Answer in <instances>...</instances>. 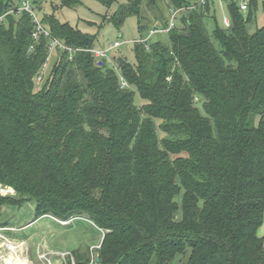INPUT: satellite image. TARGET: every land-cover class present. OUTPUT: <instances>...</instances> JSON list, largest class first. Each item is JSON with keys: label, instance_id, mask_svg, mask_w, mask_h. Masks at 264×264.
Listing matches in <instances>:
<instances>
[{"label": "trees", "instance_id": "1", "mask_svg": "<svg viewBox=\"0 0 264 264\" xmlns=\"http://www.w3.org/2000/svg\"><path fill=\"white\" fill-rule=\"evenodd\" d=\"M19 1L0 0V182L16 193L0 197V211L32 201L34 220L85 215L103 237L94 258L70 252L74 264H171L185 250L183 264H264V25L248 34L257 0L246 14L224 0L229 27L213 18L211 35L208 4L164 0L166 15L145 25L144 0H127L108 23L136 17L140 37L169 11L185 12L168 44L135 42L134 62L116 68L56 6L41 23L78 50L49 53V39L34 42L30 16L16 13Z\"/></svg>", "mask_w": 264, "mask_h": 264}, {"label": "rangeland", "instance_id": "2", "mask_svg": "<svg viewBox=\"0 0 264 264\" xmlns=\"http://www.w3.org/2000/svg\"><path fill=\"white\" fill-rule=\"evenodd\" d=\"M126 1L113 0L111 5L106 7L98 0H79L77 5L68 8L59 6L57 0H47L41 3L42 11L40 16L45 13H51L52 6H56L54 14L59 21L68 23L83 33L95 35L94 49L97 50H107L114 42H121V45L111 49L105 58L110 67L116 68V59H124L129 63L134 62L133 45L140 37L136 17L127 18L119 29L108 23V19ZM190 1L188 0V2ZM262 1L257 0L255 22L249 25L248 34L253 33L256 28L264 25V11L261 8ZM152 2L153 4L148 5V0L143 1L140 9V22L142 24L149 25L150 22L158 21L156 18H159L161 13L166 15V2L164 0H152ZM214 4L216 8L211 6L210 13L204 19L205 28L210 35L214 27L213 18L219 27L228 28L222 23L224 18H228L226 5L223 3L219 6L216 1H214ZM103 17H105L104 22ZM157 39H160L164 44H168L167 35L165 34L154 35L151 41ZM215 44L217 43L215 42ZM49 58L43 68L45 74L49 73L51 68L52 57ZM169 79L167 78V80ZM135 99L139 101L138 96ZM203 102L204 100L201 96L195 95L194 106L201 113H203ZM163 136L160 135V138ZM171 158L173 159L175 156H171ZM0 187L11 192L5 195L0 194L1 198L8 200L15 197L16 193L13 187L1 182ZM179 201L178 199L177 202L179 203ZM34 218L35 211L32 201L24 202L20 206L4 205L1 207L0 222L10 226V233L12 234H8L6 229H0V236L4 237V239L0 237V264H5L6 260L17 258V256L23 257L28 264H74L70 252L86 248H88L89 255L92 258L96 257V249L102 241L103 232L86 219L85 215H77L69 224L66 223L61 226H59L60 219L51 215L33 221ZM263 232L264 226L259 229L258 234L261 236ZM22 238H27V240L22 241ZM188 257L189 251L185 250L182 255L176 256L171 264H183Z\"/></svg>", "mask_w": 264, "mask_h": 264}, {"label": "built area", "instance_id": "3", "mask_svg": "<svg viewBox=\"0 0 264 264\" xmlns=\"http://www.w3.org/2000/svg\"><path fill=\"white\" fill-rule=\"evenodd\" d=\"M47 0H20L18 7L16 9V13L19 14L21 12L27 13L33 23V32H32V39L34 42H37L40 38L41 35H43L45 38L49 39V53H52L54 48L57 47L58 49L62 51H67L69 53V59L72 58V54L77 51L78 49L76 48H71L67 47L64 44L58 42L56 39L51 38L49 35V32L44 28L43 24L41 23V16L40 13L42 11L41 3L45 2ZM214 1L218 3L219 6H221L223 3L226 5V2L224 0H191L189 3L190 6L187 7L186 9H194L197 7H202L204 5H210L214 8L215 4ZM240 13L246 14L249 8V2L250 0H234ZM12 12V11H11ZM185 12L184 9H176V10H171L169 11V15L167 18V21L165 22L164 26H156L155 28H151L149 32L147 33L146 36L144 37H139L136 43H141L145 44V47H148V41L157 34H168L171 29H173L176 24L178 23V18L181 16V14ZM5 15L0 16V24L3 22V18ZM222 23L226 26L229 27L230 21L229 18H224L222 20ZM121 45V42H114L113 45L107 50H97V49H90L88 50L93 54V56L99 60L107 57V53L111 49H115ZM45 65H43V68ZM121 86L122 87H127V83L121 78ZM37 81H40V77L37 79ZM60 225H65L67 222L66 221H61L59 220Z\"/></svg>", "mask_w": 264, "mask_h": 264}, {"label": "crops", "instance_id": "4", "mask_svg": "<svg viewBox=\"0 0 264 264\" xmlns=\"http://www.w3.org/2000/svg\"><path fill=\"white\" fill-rule=\"evenodd\" d=\"M46 216H49V215H45V216H42V217H46ZM42 217H40V218H42ZM39 219V218H38ZM74 219V218H73ZM73 219H70V220H68V221H66L67 222V224H69ZM37 220V219H36ZM33 221H35L34 219H33ZM32 221V222H33ZM1 223V222H0ZM93 224V223H92ZM59 226H61L60 224H59ZM0 229H6V231L8 232V234H12V233H10L11 231H10V229H11V227L10 226H6V227H3V228H0ZM1 238H3L4 239V237H2V236H0ZM27 240V238H22V241H26ZM24 243V242H23ZM17 259V260H16ZM28 264V262L23 258V257H19V256H17V258H10V259H8V260H6L5 261V264Z\"/></svg>", "mask_w": 264, "mask_h": 264}, {"label": "bare ground", "instance_id": "5", "mask_svg": "<svg viewBox=\"0 0 264 264\" xmlns=\"http://www.w3.org/2000/svg\"><path fill=\"white\" fill-rule=\"evenodd\" d=\"M8 192H10V190H8V189H5V188H1L0 187V194H7ZM11 193V192H10ZM17 260V259H16ZM16 264V263H15Z\"/></svg>", "mask_w": 264, "mask_h": 264}, {"label": "water", "instance_id": "6", "mask_svg": "<svg viewBox=\"0 0 264 264\" xmlns=\"http://www.w3.org/2000/svg\"><path fill=\"white\" fill-rule=\"evenodd\" d=\"M120 63H123V60H120ZM96 261H98V259H96ZM69 263V262H68Z\"/></svg>", "mask_w": 264, "mask_h": 264}]
</instances>
